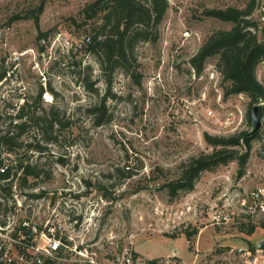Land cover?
<instances>
[{
  "label": "rangeland",
  "instance_id": "rangeland-1",
  "mask_svg": "<svg viewBox=\"0 0 264 264\" xmlns=\"http://www.w3.org/2000/svg\"><path fill=\"white\" fill-rule=\"evenodd\" d=\"M91 1L0 0V71L14 52L33 50L24 57L13 86L26 87L30 112L50 117L54 108L63 124L51 142L41 126L31 124L24 133V148L30 143L44 147L31 155L30 165L40 175L30 176L27 188L21 189L18 180L17 194L9 201L37 204L42 218H80L103 253L133 246L147 260L192 264L196 255L216 261L232 247L256 246L264 240V216L220 224L213 218L224 214L226 196L264 186V115L243 175L236 158L202 173L195 189L176 199L162 187L179 176L182 163L213 151L204 134L230 137L252 129L250 99L245 94L224 97L227 84L217 71V58L209 59L200 75L190 63L214 31L232 27L204 11L244 9L250 0H167L158 42L137 47L141 85L116 74L107 101L111 121L100 127L87 109L105 94L104 77L91 54L72 46L82 35H91L71 21ZM253 20L263 25L264 0H256ZM40 32L47 33L45 40L38 39ZM87 65L93 68L99 97L80 81ZM257 78L264 86V62ZM229 112L234 113L231 124ZM232 150L240 155L246 148ZM24 194L39 197L25 200ZM250 225L256 227L252 234ZM194 229L199 233L188 241L185 232ZM227 264L239 263L231 259Z\"/></svg>",
  "mask_w": 264,
  "mask_h": 264
},
{
  "label": "trees",
  "instance_id": "trees-1",
  "mask_svg": "<svg viewBox=\"0 0 264 264\" xmlns=\"http://www.w3.org/2000/svg\"><path fill=\"white\" fill-rule=\"evenodd\" d=\"M169 8L167 0H93L87 3L78 13L77 18H72L74 25L85 27L91 35H82L90 38L89 43L76 48V52L91 54L104 77L106 92L94 106H90L88 115L93 118L94 125L100 127L111 121V113L107 107L109 93L115 76L118 72L132 78L133 82L141 85L142 73L137 55V47L144 42L157 43L160 38V25ZM256 10V0H250L246 8L239 9L229 7L226 9H207L204 14L208 17L231 24L228 30L214 31L190 60L191 66L197 75H200L206 63L211 58H217L216 68L227 86L224 88V97L245 94L250 99L251 108L259 105V116L264 115V86L257 78V68L264 62V23L261 26L253 20ZM47 33H39L38 39L45 40ZM44 37V38H43ZM72 46H76L73 44ZM44 49V48H42ZM81 63V62H80ZM81 67V64H80ZM6 75L1 66L0 79ZM82 86L90 93L100 96L97 80H93V68L87 65L79 73ZM40 90L36 96L37 102L42 99ZM30 104L27 103L21 110L19 118L21 123L16 126L13 135H9L11 127L5 134H1L0 140L10 149L22 148L21 138L31 124L41 126L44 129L46 141L54 139L56 128L62 124L59 112L53 108L51 116H38L36 111L30 112ZM28 119V120H27ZM35 121V122H34ZM5 122V121H4ZM3 118L0 115V126ZM247 133H241L230 137L212 136L204 134L205 141L213 148L209 154L191 157L182 163L180 174L174 179L167 180L163 188L167 190L171 199H176L182 194L189 193L195 186L202 173L214 171L221 165H227L234 159L239 160L240 172L243 175L251 149V142L259 134L246 137ZM245 147L246 151L237 155L232 148ZM28 149L42 152L44 147L39 144H28ZM63 162V160H61ZM40 172L36 167L27 165L25 175L20 179V188L30 187L28 178L39 177ZM33 199L36 194H24ZM11 194L5 197L10 198ZM256 227L250 225L248 234L254 233ZM199 231L194 229L186 231V238L190 241Z\"/></svg>",
  "mask_w": 264,
  "mask_h": 264
},
{
  "label": "built area",
  "instance_id": "built-area-1",
  "mask_svg": "<svg viewBox=\"0 0 264 264\" xmlns=\"http://www.w3.org/2000/svg\"><path fill=\"white\" fill-rule=\"evenodd\" d=\"M89 42L90 38L83 36L74 47L81 48ZM29 53L34 51L14 52L4 61L6 75L0 79V115L3 118L0 136L8 127H11L9 135H13L21 123L20 112L29 103L26 87L22 83L13 86V77L20 72L22 61ZM45 95L50 101L48 92ZM209 115H212L211 110ZM233 116V112L228 113L227 123L233 122ZM20 149H24L23 152ZM31 155L33 150H27L24 144L22 148L10 149L0 140V264H178L147 260L133 246L113 254L103 253L97 242L86 234L85 223H80V218H58L54 214L42 218L41 210H36L37 204L10 202L5 196L17 194L18 180L25 175V167L31 164ZM223 207V215H214L217 224L235 219L251 221L264 216V186L226 196ZM262 242L264 240L256 246L232 247L216 261L207 256L204 262L196 255L192 264H227L231 259L239 264H264V248L259 247Z\"/></svg>",
  "mask_w": 264,
  "mask_h": 264
},
{
  "label": "water",
  "instance_id": "water-1",
  "mask_svg": "<svg viewBox=\"0 0 264 264\" xmlns=\"http://www.w3.org/2000/svg\"><path fill=\"white\" fill-rule=\"evenodd\" d=\"M259 108H260L259 105H255V106L253 107V110H252V129H251V131L245 136V138H246V137L254 136L255 134L260 133L261 130H262L263 122H262L261 117L259 116ZM259 247H260V248H264V242H262V243L259 245Z\"/></svg>",
  "mask_w": 264,
  "mask_h": 264
}]
</instances>
